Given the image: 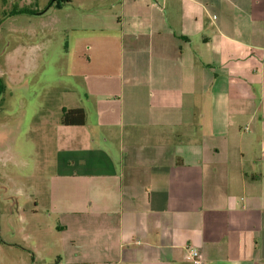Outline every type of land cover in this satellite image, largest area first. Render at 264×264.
Masks as SVG:
<instances>
[{"label":"crops","instance_id":"obj_1","mask_svg":"<svg viewBox=\"0 0 264 264\" xmlns=\"http://www.w3.org/2000/svg\"><path fill=\"white\" fill-rule=\"evenodd\" d=\"M70 3L61 114L86 123L45 122L59 264H264V0Z\"/></svg>","mask_w":264,"mask_h":264},{"label":"rangeland","instance_id":"obj_2","mask_svg":"<svg viewBox=\"0 0 264 264\" xmlns=\"http://www.w3.org/2000/svg\"><path fill=\"white\" fill-rule=\"evenodd\" d=\"M52 1L0 0L1 264H59L67 239L44 205L55 146L45 122L61 118L73 100L66 90L80 83L72 54L76 9Z\"/></svg>","mask_w":264,"mask_h":264},{"label":"trees","instance_id":"obj_3","mask_svg":"<svg viewBox=\"0 0 264 264\" xmlns=\"http://www.w3.org/2000/svg\"><path fill=\"white\" fill-rule=\"evenodd\" d=\"M71 0H53L50 6L56 5L57 7H62L65 4L70 3ZM19 13H31L32 10L28 9H20ZM4 90V86L2 81L0 80V96ZM60 122L65 126H81L86 123V112L82 108H64L62 110V115L60 118Z\"/></svg>","mask_w":264,"mask_h":264},{"label":"built area","instance_id":"obj_4","mask_svg":"<svg viewBox=\"0 0 264 264\" xmlns=\"http://www.w3.org/2000/svg\"><path fill=\"white\" fill-rule=\"evenodd\" d=\"M186 257L191 260L193 264H204L202 254L196 248L188 249Z\"/></svg>","mask_w":264,"mask_h":264}]
</instances>
